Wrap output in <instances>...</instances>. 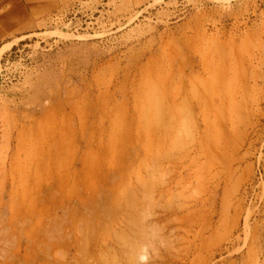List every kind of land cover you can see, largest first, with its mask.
<instances>
[{
  "label": "rangeland",
  "instance_id": "1",
  "mask_svg": "<svg viewBox=\"0 0 264 264\" xmlns=\"http://www.w3.org/2000/svg\"><path fill=\"white\" fill-rule=\"evenodd\" d=\"M0 264H264V0H83L0 48Z\"/></svg>",
  "mask_w": 264,
  "mask_h": 264
},
{
  "label": "crops",
  "instance_id": "2",
  "mask_svg": "<svg viewBox=\"0 0 264 264\" xmlns=\"http://www.w3.org/2000/svg\"><path fill=\"white\" fill-rule=\"evenodd\" d=\"M83 0H0V48L47 28Z\"/></svg>",
  "mask_w": 264,
  "mask_h": 264
}]
</instances>
